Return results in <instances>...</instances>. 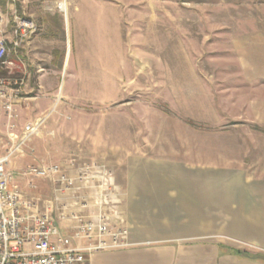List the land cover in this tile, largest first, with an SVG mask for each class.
<instances>
[{
	"label": "rangeland",
	"instance_id": "obj_1",
	"mask_svg": "<svg viewBox=\"0 0 264 264\" xmlns=\"http://www.w3.org/2000/svg\"><path fill=\"white\" fill-rule=\"evenodd\" d=\"M0 5L12 35L15 17L38 28L31 50L26 44L11 50L0 66V82L17 83L3 89L10 97L0 99L2 127L41 124L20 152L37 159L23 173L42 166L68 176L101 169L120 192L133 159L194 164L200 148L205 159L241 161L245 142L264 138V127L249 117L264 106V0ZM41 75L53 78L56 98L39 94ZM8 102L17 115L12 121L4 110ZM10 142L0 143V154L10 151L4 149ZM39 144L47 147L43 155L36 152ZM25 178L32 191L44 181L54 185Z\"/></svg>",
	"mask_w": 264,
	"mask_h": 264
},
{
	"label": "crops",
	"instance_id": "obj_2",
	"mask_svg": "<svg viewBox=\"0 0 264 264\" xmlns=\"http://www.w3.org/2000/svg\"><path fill=\"white\" fill-rule=\"evenodd\" d=\"M9 28L0 5V35L11 44L13 35ZM33 43H25L23 49L28 52ZM38 82L42 97H57L52 77L41 75ZM263 109L264 106L254 108L249 117L264 127ZM16 129L17 133L23 132V127ZM10 134L0 124V143L5 138L10 140ZM210 145H215L213 140ZM245 146L241 161H216L214 155L205 159L200 148L196 149L194 164L165 158L133 159L117 201L134 246L86 255L87 264H264V138L252 137ZM11 147L10 142L4 149ZM44 148L47 149L39 144L36 152L43 155ZM5 155L1 153L0 157ZM35 160L22 152L10 161L8 170L29 199L41 198L38 205L45 211V201L54 197L55 186L44 181L32 191L22 175ZM77 196L67 197L65 210L59 204L49 209L63 237H70L76 227L71 213H96L92 206L87 210L76 204L83 201ZM86 244L73 241L74 247Z\"/></svg>",
	"mask_w": 264,
	"mask_h": 264
},
{
	"label": "built area",
	"instance_id": "obj_3",
	"mask_svg": "<svg viewBox=\"0 0 264 264\" xmlns=\"http://www.w3.org/2000/svg\"><path fill=\"white\" fill-rule=\"evenodd\" d=\"M37 30L33 21L15 17L11 44L0 35V66L7 64L11 50L17 51L28 43ZM11 85L17 83L1 80L0 99L10 97L3 89ZM4 110L9 121L17 118L13 102H8ZM15 128L13 125L8 129L12 132ZM40 130L41 124L35 123L25 125L21 137L11 133L10 140L15 144L7 155L0 157V264H87L86 255L133 247L128 224L120 214L119 191L106 171L83 168L75 176H68L57 166L28 169L22 174L24 177L49 179L55 185V197L45 201V211L38 205L41 198L29 199L14 183V174L8 170L10 159ZM71 194L83 198L76 204L87 210L92 206L96 213L93 216L71 213L76 227L70 237H63L49 209L58 204L67 209L64 203ZM61 218H66L65 213ZM74 240L87 244L74 247Z\"/></svg>",
	"mask_w": 264,
	"mask_h": 264
},
{
	"label": "trees",
	"instance_id": "obj_4",
	"mask_svg": "<svg viewBox=\"0 0 264 264\" xmlns=\"http://www.w3.org/2000/svg\"><path fill=\"white\" fill-rule=\"evenodd\" d=\"M2 75H4V74H2Z\"/></svg>",
	"mask_w": 264,
	"mask_h": 264
}]
</instances>
